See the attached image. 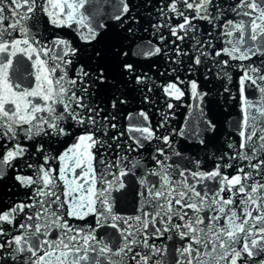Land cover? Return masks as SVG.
Returning a JSON list of instances; mask_svg holds the SVG:
<instances>
[{
	"label": "snow or ice",
	"instance_id": "6c2138e0",
	"mask_svg": "<svg viewBox=\"0 0 264 264\" xmlns=\"http://www.w3.org/2000/svg\"><path fill=\"white\" fill-rule=\"evenodd\" d=\"M106 3L0 0V181L11 171L8 179L28 190L24 201L0 206V264H264V0H164L152 25L160 46L139 54L163 52L177 65L186 58L192 78L175 67L157 87L176 101L187 95L195 115L177 129L174 113L154 127L140 111L118 131L116 115L92 100L108 81L102 66L89 68L101 57ZM112 7L107 19L130 12L126 0ZM41 15L80 44L38 40ZM81 44L93 49L88 61ZM120 67L137 84L149 79L132 63ZM24 73L34 77L26 87ZM200 77L218 81L225 112L229 102L239 107L223 142L203 135L217 122L204 113L213 89ZM125 102L117 97L111 108ZM65 137L72 142L51 155L46 138ZM179 138L196 140L204 155L186 154ZM129 197L134 215L122 211Z\"/></svg>",
	"mask_w": 264,
	"mask_h": 264
},
{
	"label": "water",
	"instance_id": "95a60500",
	"mask_svg": "<svg viewBox=\"0 0 264 264\" xmlns=\"http://www.w3.org/2000/svg\"><path fill=\"white\" fill-rule=\"evenodd\" d=\"M126 2L130 6V12L123 17V22L107 19L109 15H115L116 9L112 5L118 4L119 0H107V3L103 7L105 14L103 18L109 26L102 30V38L96 44V47L101 50V57L99 59L92 58L89 62V68L91 71H95L102 66L105 70V75L108 77V81L103 85L98 84L96 86L95 95L92 97V100L103 108L104 112L116 115L115 122L118 128L113 131H118L120 128L126 126L129 123L127 117L130 114L136 115L140 111L148 112L154 127L157 121L162 119L163 114L170 115L171 113H174V116L170 115L169 118V124L172 127L178 129L184 125L186 120L191 123L192 116L195 115V108L190 107V105H193L194 101L190 100L187 95L180 101L173 100L170 97H166L160 87H157L171 81V77L174 75L171 69L175 67L180 68L182 79L188 80L192 78L191 74L184 72V68L187 67L186 58L185 64L177 65L172 64L171 60L163 55V52L155 56L139 54L140 52L146 53L148 51L149 43L152 47L160 46L161 42L158 39V35L154 32L152 25L160 22L156 8L162 5L164 0H126ZM27 23L31 27L34 22L28 21ZM201 27L207 29L208 25L202 22ZM160 31L165 36L168 35L166 29H161ZM32 32L38 40H42L43 42H47L55 37H61L72 41L74 46L80 44L76 33L72 29L54 28L46 23V18L42 15L39 18V23L32 28ZM81 47L88 48V52L85 55V61H88L89 57H92L93 49L91 46L82 44ZM184 47L187 48V44ZM117 49L127 52L128 55H116ZM123 62L132 63L136 75L147 76L149 79L144 84H137L135 78L129 77L120 67ZM20 71L24 72V68L21 67ZM24 74L26 79L22 86L26 87L28 80H34V77H28L27 73ZM69 74L71 75V72ZM200 80L203 81V78L200 77ZM203 83L207 85L204 88L205 91L208 88L213 89L205 99L204 113L208 119H213L217 122L216 133L203 135H212L219 142H223L227 134L232 131V122L238 119L239 107L234 101L229 102L232 104V107L227 108V112H225V101L223 97L217 95L216 85L218 81L213 79L211 83H208V81H203ZM149 89H151L150 92ZM233 89L235 92L234 84ZM145 95L148 96L147 102L143 99ZM117 97L124 99L126 102L123 104L117 103V107L112 109L111 102ZM166 100L174 105L172 109L169 110L165 107ZM209 100L213 102L209 103ZM228 113L231 115L226 119ZM217 139H214L213 143H216ZM71 142L67 137L63 138V140L46 138L45 144L49 148L50 154L55 155ZM177 147L181 148L188 155H204L196 140L179 138ZM210 151H215V149H210ZM145 154L147 155V153ZM35 159L39 160V156L37 155ZM31 171L32 169L25 168L23 174H30ZM11 175L12 172L9 171L5 179L0 181V206L10 205L13 201L21 202L26 199L25 192L28 190L21 188L14 180L8 179V176ZM122 211L126 215L135 214L131 204V197L124 204ZM91 219L89 217V220Z\"/></svg>",
	"mask_w": 264,
	"mask_h": 264
}]
</instances>
